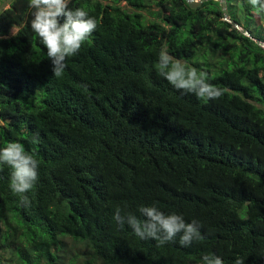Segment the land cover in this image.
<instances>
[{"label": "trees", "instance_id": "trees-1", "mask_svg": "<svg viewBox=\"0 0 264 264\" xmlns=\"http://www.w3.org/2000/svg\"><path fill=\"white\" fill-rule=\"evenodd\" d=\"M225 2L249 37L217 1L68 0L97 28L59 78L29 0L0 13V148L19 142L39 162L27 207L0 165V264H264V12ZM162 50L224 95L175 89ZM153 205L197 221L202 239L159 246L113 218L143 221Z\"/></svg>", "mask_w": 264, "mask_h": 264}, {"label": "clouds", "instance_id": "clouds-1", "mask_svg": "<svg viewBox=\"0 0 264 264\" xmlns=\"http://www.w3.org/2000/svg\"><path fill=\"white\" fill-rule=\"evenodd\" d=\"M248 2L257 13L264 12V0ZM28 7L33 9L31 29L47 50L53 75L59 78L66 68V59L78 54L82 44L97 28V21L82 7L69 8L68 0H29ZM157 68L170 85L185 94L209 100H218L224 95L223 88L207 82L206 73L174 59L167 50L159 53ZM33 142H39L38 134L33 135ZM0 165L11 169L10 190L19 196L21 206L27 207L30 201L26 193L39 179L38 160L26 152L21 143L9 142L0 148ZM139 212L144 217L143 221L131 212L122 214L120 208L115 210L113 218L119 228L127 225L136 236L155 240L159 246L174 242L177 237L184 247L202 239L200 226L195 220L186 222L182 215L165 214L154 205L141 206ZM201 264H223V260L214 254H205ZM234 264H245V260L237 257Z\"/></svg>", "mask_w": 264, "mask_h": 264}, {"label": "water", "instance_id": "water-1", "mask_svg": "<svg viewBox=\"0 0 264 264\" xmlns=\"http://www.w3.org/2000/svg\"><path fill=\"white\" fill-rule=\"evenodd\" d=\"M11 1L12 0H4L0 4V13L10 4ZM185 1L188 4L189 8H191V9H197V8H199L200 5L203 2H206V1H217V2H219L220 7H221V10L223 12L224 20L230 22L234 28L239 29L243 35L249 37V33L246 31V29H240L235 22H233V21H231V20L228 19V11L226 9V2H225V0H185ZM256 43L258 45H260V46H264V44L261 43L258 40H256Z\"/></svg>", "mask_w": 264, "mask_h": 264}, {"label": "rangeland", "instance_id": "rangeland-1", "mask_svg": "<svg viewBox=\"0 0 264 264\" xmlns=\"http://www.w3.org/2000/svg\"><path fill=\"white\" fill-rule=\"evenodd\" d=\"M120 6L126 7V8H128L130 10V8L127 5H125V2H121ZM147 18L150 19V20L153 19L151 16H148Z\"/></svg>", "mask_w": 264, "mask_h": 264}]
</instances>
